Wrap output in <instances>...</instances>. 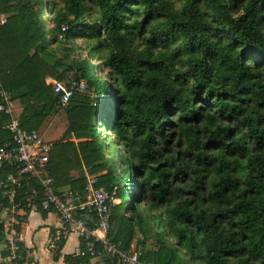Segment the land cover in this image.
Masks as SVG:
<instances>
[{"label":"trees","instance_id":"16d2710c","mask_svg":"<svg viewBox=\"0 0 264 264\" xmlns=\"http://www.w3.org/2000/svg\"><path fill=\"white\" fill-rule=\"evenodd\" d=\"M1 15L0 90L22 128L64 112L48 173L55 185L63 168L79 170L72 189L84 166L98 173L118 200L111 242L153 264H264V0H0ZM46 77L87 92L61 109ZM7 120L0 112V143ZM10 172L0 165L1 206L45 212L35 179L23 176L9 201ZM64 239L54 258L96 264L94 237L61 254Z\"/></svg>","mask_w":264,"mask_h":264},{"label":"built area","instance_id":"2783aa9c","mask_svg":"<svg viewBox=\"0 0 264 264\" xmlns=\"http://www.w3.org/2000/svg\"><path fill=\"white\" fill-rule=\"evenodd\" d=\"M4 20L5 17L1 16L0 23ZM47 81L53 93L57 95L61 109L68 106L74 91H82L85 87L83 81L75 79L47 77ZM0 96V112L8 115L5 127L10 133V137L0 143V165L9 164L15 168V172L6 175V182L9 183L6 194L11 202L16 188L21 186L23 176L37 181L40 188L38 190L33 188L32 192L41 195L40 207L56 211L61 222L60 229L48 240L49 251L52 254L58 251L60 240L73 232L84 239L94 237V240L101 243V248L95 250L92 242L88 241V250L93 259H101L104 254H107L117 256L122 264H153L140 260V253L135 244L132 243L127 249H122L106 237L110 227V202L116 201V198L113 195L114 191L110 192L98 184L97 174H91L85 169L84 182L80 189L55 188L53 178L47 170L48 154L52 143L45 140L37 129L22 128L8 94L0 90ZM7 231L9 258H20L21 255L18 252L23 248L20 247L16 237L17 231L11 225Z\"/></svg>","mask_w":264,"mask_h":264},{"label":"crops","instance_id":"0c3cea01","mask_svg":"<svg viewBox=\"0 0 264 264\" xmlns=\"http://www.w3.org/2000/svg\"><path fill=\"white\" fill-rule=\"evenodd\" d=\"M46 82H48L47 77ZM16 104L17 102H12L14 110V105L18 110H20L21 108L19 104L18 106ZM57 113L58 112L52 115H55ZM44 122H47V126L51 125V115L48 116ZM64 128L65 121L63 122V128L61 129L58 138L61 136ZM42 137L44 138L43 134ZM58 138H55L54 140L44 139L53 143L54 141L58 140ZM85 171L86 170L83 167V176L85 175ZM79 172L80 171L77 169L63 168L60 173L63 181L55 183V188L60 190L71 188L69 181L71 179H75V177L78 176ZM0 222H2L4 225V238L0 240V264H64L62 257H58L57 259L54 258L53 254L47 247L50 236L61 227V222L56 211L45 210V212H41L40 210L36 209V207H30V210L27 213H24L22 209L16 208L15 205L1 206ZM17 223L19 225V231H17L16 237L22 244V248L25 252V255L21 262H13L12 259L9 258L7 249V239L9 238L7 229L10 228V225L13 227ZM99 233L101 234V232ZM70 234H74L76 236V243L74 250L71 252H67L65 251V247L67 245ZM78 249L79 236L73 232L66 235L64 242L60 248V253L67 254L78 252ZM41 251L45 253V256L40 255L42 254ZM93 260L94 259H92V263H95Z\"/></svg>","mask_w":264,"mask_h":264},{"label":"rangeland","instance_id":"374dc122","mask_svg":"<svg viewBox=\"0 0 264 264\" xmlns=\"http://www.w3.org/2000/svg\"><path fill=\"white\" fill-rule=\"evenodd\" d=\"M3 16L5 17V15H3ZM46 19H47V15H46ZM83 54H85V53L83 52ZM103 75L104 76L107 75L106 70L103 72ZM113 88L114 89L117 88L115 83H113ZM82 92H87V89L84 87ZM16 105L18 106V103ZM14 107H15V111L17 112V110H18L17 107L15 105H14ZM65 120H66L65 114L63 111L60 110V111H58L57 114L51 115V123H50L51 125L47 126V122H43L42 125L37 130L41 134H43L45 139H48V140H52V139L54 140L55 138L57 139L58 135L61 132V129L63 128V122ZM108 134L112 135V131H109ZM119 148L121 149V146H119ZM116 154H117V149H116ZM117 158H119L118 155H117ZM128 167H129V165L127 162H124V164H120V166H119V171H120L124 181L127 179V176H128V169H127ZM78 175H80V173H78ZM130 187H131V185H130ZM116 201H118V200L116 199ZM212 232H213V234H216V232L214 230ZM75 243H76V236L74 234H70L68 241H67V245L65 247V249H66L65 251H67V252L73 251L74 247H75ZM41 253H42V254H40L41 256H45L44 252L41 251ZM93 261L96 264L101 263V259H96V260L94 259Z\"/></svg>","mask_w":264,"mask_h":264}]
</instances>
